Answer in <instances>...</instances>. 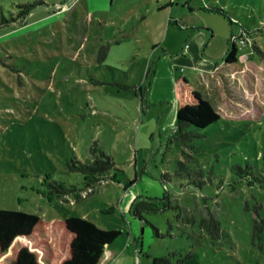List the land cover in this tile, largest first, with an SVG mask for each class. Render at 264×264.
Listing matches in <instances>:
<instances>
[{
	"label": "rangeland",
	"instance_id": "374dc122",
	"mask_svg": "<svg viewBox=\"0 0 264 264\" xmlns=\"http://www.w3.org/2000/svg\"><path fill=\"white\" fill-rule=\"evenodd\" d=\"M37 2L25 23L0 31V207L120 229L109 264L190 250L201 264H264V234L253 235L255 211L264 217V54L242 45L240 60L225 62L232 26L206 9L230 11L264 52V0H0V18ZM190 27L215 32L205 54L222 64L201 87L223 117L195 129L192 156L169 142L177 79L196 76L172 61ZM95 140L117 162L112 178L49 194L47 177L84 187L67 161L87 160ZM194 169L204 182L192 180ZM138 199L159 200V210L135 215Z\"/></svg>",
	"mask_w": 264,
	"mask_h": 264
},
{
	"label": "trees",
	"instance_id": "16d2710c",
	"mask_svg": "<svg viewBox=\"0 0 264 264\" xmlns=\"http://www.w3.org/2000/svg\"><path fill=\"white\" fill-rule=\"evenodd\" d=\"M39 3L20 4L22 8L17 15L10 17L2 13L0 18V31L5 26L14 23H25L30 10ZM207 10L227 17L232 26L229 49L224 56L225 62L235 63L240 60L243 52L241 46L252 47L254 52H264L256 45L253 31L243 26L242 22L230 11L217 6L208 5ZM236 37V39H234ZM238 39H241L239 42ZM111 49L110 42L99 48V60L105 59ZM152 68L148 69L150 75ZM178 110L177 127L170 137V143H180L184 152L194 147V141L201 134L196 128H206L223 117L189 77L182 75L177 79ZM142 99L145 92L140 87ZM187 148V149H186ZM182 166L189 169L183 161ZM71 171L84 175L83 188L68 184L52 177H47L48 193L65 195L76 189L86 190L93 188L102 181L112 178V170L116 168V160L107 154L99 140H95L90 147V157L81 160L74 157L67 161ZM239 171H244L240 167ZM189 175L194 182L200 184L205 181L201 169H194ZM168 173L164 180H168ZM200 179L197 182V179ZM80 197V194H76ZM159 200L138 199L132 207L135 215L142 217V212L159 210ZM253 235L261 238L264 234V217L260 210L254 215ZM215 228L220 229L217 223ZM120 229H104L90 219L79 215L66 218L45 219L39 214L19 209L0 207V264H109L116 256L117 251L112 247L113 241L121 235ZM173 259L171 255L154 256L152 264H201L200 255L195 250L186 254L177 253Z\"/></svg>",
	"mask_w": 264,
	"mask_h": 264
},
{
	"label": "crops",
	"instance_id": "0c3cea01",
	"mask_svg": "<svg viewBox=\"0 0 264 264\" xmlns=\"http://www.w3.org/2000/svg\"><path fill=\"white\" fill-rule=\"evenodd\" d=\"M177 22L179 23V20H177ZM189 25L190 24H185V28H189ZM190 28H191V34L187 35L189 36V39L187 40L186 45L182 48L181 53H178L174 57H172V61L177 65L183 64L185 66L191 67L192 73L196 75L194 79L190 78V76L186 74H182V75L189 77L190 80L203 92V89L201 87L202 78H205L206 80L207 77L210 75V73H213L216 66L221 65L222 63L218 59L214 61L212 59V56L210 55L207 56L205 54L206 46L209 44L208 40H210V38H212L215 35V32L210 28H199V27H190ZM173 39H180V38H177V36L173 35L172 40ZM166 40L167 39H165V41L162 43L163 44L166 43ZM169 51L170 48L166 50L164 49V52H169ZM155 53L156 51L152 52V55H149L147 57L149 68H151V64L153 62V57ZM182 69L186 70V68L183 67ZM154 73H156V71H154ZM203 94L205 95L204 92ZM206 97L209 100H211L208 96ZM211 102L215 106L213 100H211Z\"/></svg>",
	"mask_w": 264,
	"mask_h": 264
},
{
	"label": "built area",
	"instance_id": "2783aa9c",
	"mask_svg": "<svg viewBox=\"0 0 264 264\" xmlns=\"http://www.w3.org/2000/svg\"><path fill=\"white\" fill-rule=\"evenodd\" d=\"M234 39H236V37H234Z\"/></svg>",
	"mask_w": 264,
	"mask_h": 264
}]
</instances>
